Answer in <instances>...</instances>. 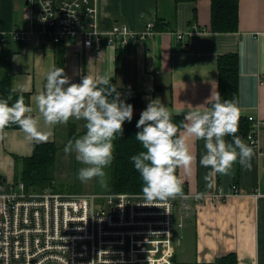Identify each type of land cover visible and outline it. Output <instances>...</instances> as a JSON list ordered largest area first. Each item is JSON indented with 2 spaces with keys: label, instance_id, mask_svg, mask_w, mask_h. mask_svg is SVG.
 <instances>
[{
  "label": "crops",
  "instance_id": "0c3cea01",
  "mask_svg": "<svg viewBox=\"0 0 264 264\" xmlns=\"http://www.w3.org/2000/svg\"><path fill=\"white\" fill-rule=\"evenodd\" d=\"M237 1L236 31L214 32L210 30V0H96V27L103 37L98 50H86L76 38L60 44L42 42L37 34L39 7L32 1L0 0V70L6 68L8 59L13 87L29 94L40 129L51 132L46 141H36L20 129H4L0 133V180L14 181V156H30L35 142L66 144L86 131L85 122L74 118L49 127L36 108L34 97L43 90L58 49L71 82L79 83L82 75L108 76L125 103L140 98L141 106L133 108V114H140L150 99L158 97L172 115L183 118L191 110L189 105H204L218 92V57L234 54L237 105L240 117L249 122L247 117L252 116L258 122L257 146H250V167L237 161L228 175H221L200 164L204 140H188L194 160L189 169L178 168L176 174L182 192L205 196L194 202L183 238L176 230L174 261L213 263L233 252L237 264H264V0ZM116 23L133 31L152 23L155 32L134 45L113 46L106 39ZM18 30L26 32L24 40L13 38ZM232 187L234 192H230ZM218 191L228 196H207ZM181 243L186 246V253L181 254L186 260L177 257Z\"/></svg>",
  "mask_w": 264,
  "mask_h": 264
},
{
  "label": "built area",
  "instance_id": "2783aa9c",
  "mask_svg": "<svg viewBox=\"0 0 264 264\" xmlns=\"http://www.w3.org/2000/svg\"><path fill=\"white\" fill-rule=\"evenodd\" d=\"M29 1L39 7L42 42L76 38L86 50L99 49L103 33L96 27V0ZM154 32L152 23L141 31L116 23L106 42L123 48L150 39ZM13 38L24 40L26 32L18 30ZM247 118L246 143L257 146L258 122ZM203 196L183 192L155 207L144 206L142 193L72 194L0 180V264H175L176 230Z\"/></svg>",
  "mask_w": 264,
  "mask_h": 264
},
{
  "label": "clouds",
  "instance_id": "9594fccd",
  "mask_svg": "<svg viewBox=\"0 0 264 264\" xmlns=\"http://www.w3.org/2000/svg\"><path fill=\"white\" fill-rule=\"evenodd\" d=\"M108 76L82 75L73 83L63 68L53 66L46 74L43 90L34 97L36 108L49 126L67 124L70 119L83 120L85 133L69 140L66 152H73L83 165L77 178L82 181L98 179L105 182V169L114 159L113 141L123 133L124 123L131 122L133 106L121 99L120 92ZM0 99V133L16 124L26 138L46 141L51 132L40 129V120L32 115L33 108L21 96L11 105ZM211 101L210 107L204 105ZM204 105L190 107L180 128L173 123L172 113L160 99H150L136 123V140L142 151L131 157L134 169L142 181L144 206L158 207L183 195L177 169H189L194 157L188 140H204L205 154L200 164L221 175H228L233 165L250 167L253 149L237 135L241 109L235 101L221 100L218 92ZM203 108V110H201ZM232 137L231 142L225 137Z\"/></svg>",
  "mask_w": 264,
  "mask_h": 264
},
{
  "label": "trees",
  "instance_id": "16d2710c",
  "mask_svg": "<svg viewBox=\"0 0 264 264\" xmlns=\"http://www.w3.org/2000/svg\"><path fill=\"white\" fill-rule=\"evenodd\" d=\"M210 30L214 32H232L237 29L238 22V1L237 0H210ZM157 29V28H156ZM158 30V29H157ZM60 44V43H58ZM62 51L58 49L55 56V67H63ZM6 57H4V60ZM6 68L0 70V99H12L9 104L15 102L19 97H23L25 104L29 106V94L27 92L17 91L12 84L13 72L11 71L8 59L4 61ZM116 88L114 81H110ZM217 86L221 100H232L237 103V60L234 54H226L218 57L217 60ZM117 89V88H116ZM135 102L131 104L133 108L141 106L140 98L137 96ZM211 106V102L208 104ZM140 114H133L131 122H125L123 133H117L113 141L114 159L107 168V190L108 192L120 193H142V181L139 173L134 169L131 161L133 155L142 151V146L136 140L138 131L136 123ZM173 123L180 130L184 123V118L180 115H172ZM247 119L240 117L239 130L237 135L242 139L249 130ZM5 129H19L16 124H10ZM226 141L231 142L232 137H225ZM58 150L54 142H35L32 147V153L28 157L14 156L16 173L14 181H22L27 188L44 189L51 188L53 181V169L55 165V156ZM20 164L18 171L17 166ZM175 264H237L235 253H228L213 263L197 262H176Z\"/></svg>",
  "mask_w": 264,
  "mask_h": 264
},
{
  "label": "rangeland",
  "instance_id": "374dc122",
  "mask_svg": "<svg viewBox=\"0 0 264 264\" xmlns=\"http://www.w3.org/2000/svg\"><path fill=\"white\" fill-rule=\"evenodd\" d=\"M59 147V152L56 154V162L53 169V181L51 188L56 192H67L72 194H81L82 192H108L107 190V177L108 171L105 169V182L101 184L98 179L82 182L77 178L78 169L82 167L76 159L73 152H66L65 148L67 143H56ZM65 144V145H64ZM114 193V192H112ZM179 220V219H178ZM188 219L184 220L183 226L177 230V235L183 238L184 226L187 224ZM187 222V223H186ZM186 246L181 243L177 247V257L179 260H186L181 254H185Z\"/></svg>",
  "mask_w": 264,
  "mask_h": 264
},
{
  "label": "water",
  "instance_id": "95a60500",
  "mask_svg": "<svg viewBox=\"0 0 264 264\" xmlns=\"http://www.w3.org/2000/svg\"><path fill=\"white\" fill-rule=\"evenodd\" d=\"M27 1V0H26Z\"/></svg>",
  "mask_w": 264,
  "mask_h": 264
}]
</instances>
